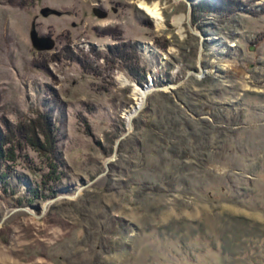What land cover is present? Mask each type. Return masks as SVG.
I'll return each mask as SVG.
<instances>
[{
  "label": "rangeland",
  "instance_id": "obj_1",
  "mask_svg": "<svg viewBox=\"0 0 264 264\" xmlns=\"http://www.w3.org/2000/svg\"><path fill=\"white\" fill-rule=\"evenodd\" d=\"M24 1L0 0V117L52 107L62 177L43 185L29 147L0 173V264H264V14L194 21L199 0H145L159 26L139 0ZM108 26L151 85L102 59L100 75L53 59L64 45L105 52ZM135 87L151 89L129 119Z\"/></svg>",
  "mask_w": 264,
  "mask_h": 264
},
{
  "label": "trees",
  "instance_id": "obj_2",
  "mask_svg": "<svg viewBox=\"0 0 264 264\" xmlns=\"http://www.w3.org/2000/svg\"><path fill=\"white\" fill-rule=\"evenodd\" d=\"M20 1V0H19ZM18 2L16 0H6V4L12 6H23L26 4L24 0ZM258 0H199L194 3L192 8V19L197 21L200 17L208 14L209 12L221 14L226 16L234 11H245L248 13H263L264 4L260 10L251 9L248 6ZM147 25L151 23L145 21ZM99 35L111 36L117 42L107 48L105 52L96 50L94 47L89 51L73 50L69 45H64L61 50L54 54V60L60 61L61 58L74 61L78 63L83 71L91 72L94 75H100L102 69L97 66V60L102 59L106 65L111 69L120 64L125 67L130 75L138 82L146 81V69L141 65V58L137 46L133 42H124L121 40V31L116 27H105L98 30ZM60 54V55H59ZM46 60H37L32 63L34 67L48 71ZM100 68V69H99ZM47 95L54 101H57V94L55 91L48 87ZM56 106V102L54 107ZM56 108V107H55ZM52 107L36 112V117L28 121H21L19 125H14L5 116L0 117V173L4 175L8 173L7 168L10 167L9 162L16 163L23 151L26 148L39 151L45 156V163H40L39 166L35 165L33 161L25 155V162L28 169L32 172L41 173L42 184L48 182H57L62 177L58 165L59 156L56 149L57 132H58V119L52 113ZM42 138H41V137ZM17 164V163H16ZM7 166V167H6ZM55 182V183H56ZM37 186L32 192L37 193ZM51 189V188H49ZM51 192H54L51 189ZM217 250V249H216Z\"/></svg>",
  "mask_w": 264,
  "mask_h": 264
},
{
  "label": "bare ground",
  "instance_id": "obj_3",
  "mask_svg": "<svg viewBox=\"0 0 264 264\" xmlns=\"http://www.w3.org/2000/svg\"><path fill=\"white\" fill-rule=\"evenodd\" d=\"M139 6L143 8L151 17L156 19L157 25L163 26V18H162V13L160 10L161 7L159 6L158 2L148 3L145 0H139ZM189 14H191V12H189ZM185 19L186 17L184 15H177L173 19L175 25L178 27L180 31L183 30L182 23H184ZM144 47L145 49H150L151 45L149 43H145ZM120 80L122 81V83L129 82L128 79L124 76L120 77ZM150 89L151 88L143 89V88L135 87L136 94H139L138 97H136L138 106L134 105V110H130L129 112L126 113V116L129 119H131L136 114V112L138 111V108L144 105V101L148 93L150 92Z\"/></svg>",
  "mask_w": 264,
  "mask_h": 264
},
{
  "label": "water",
  "instance_id": "obj_4",
  "mask_svg": "<svg viewBox=\"0 0 264 264\" xmlns=\"http://www.w3.org/2000/svg\"><path fill=\"white\" fill-rule=\"evenodd\" d=\"M195 1H197V0H195ZM194 1V2H195ZM193 2V3H194ZM187 3V5H188V7H189V12H191V9H192V3H188V2H186ZM203 36V35H202ZM204 37V36H203ZM136 83H138V84H140V85H142V86H147V85H151L152 84V82H150V83H148V82H146V83H139L138 81H136ZM120 140V139H119ZM119 140L116 142V144H118V142H119Z\"/></svg>",
  "mask_w": 264,
  "mask_h": 264
}]
</instances>
